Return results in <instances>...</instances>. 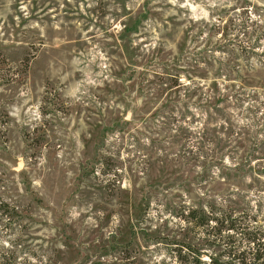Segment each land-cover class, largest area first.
Wrapping results in <instances>:
<instances>
[{"label":"rangeland","instance_id":"374dc122","mask_svg":"<svg viewBox=\"0 0 264 264\" xmlns=\"http://www.w3.org/2000/svg\"><path fill=\"white\" fill-rule=\"evenodd\" d=\"M243 233L264 0H0V264L228 261Z\"/></svg>","mask_w":264,"mask_h":264},{"label":"trees","instance_id":"16d2710c","mask_svg":"<svg viewBox=\"0 0 264 264\" xmlns=\"http://www.w3.org/2000/svg\"><path fill=\"white\" fill-rule=\"evenodd\" d=\"M228 229L234 231L235 235V229L233 227H228ZM242 236L245 239L246 247L242 250L228 252L226 255L228 261L211 257L208 262H205L197 253L195 255L189 253L183 256V259L186 264H264V246L262 247L259 244L260 239L251 233H243ZM188 248L190 250V247Z\"/></svg>","mask_w":264,"mask_h":264}]
</instances>
